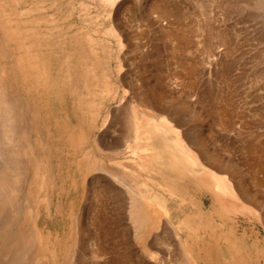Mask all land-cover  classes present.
I'll return each instance as SVG.
<instances>
[{
  "label": "rangeland",
  "instance_id": "1",
  "mask_svg": "<svg viewBox=\"0 0 264 264\" xmlns=\"http://www.w3.org/2000/svg\"><path fill=\"white\" fill-rule=\"evenodd\" d=\"M195 1L0 0V264H264V45L220 47ZM135 112L204 143L248 197L190 181L171 133L135 155ZM138 192L159 217L149 254Z\"/></svg>",
  "mask_w": 264,
  "mask_h": 264
},
{
  "label": "bare ground",
  "instance_id": "2",
  "mask_svg": "<svg viewBox=\"0 0 264 264\" xmlns=\"http://www.w3.org/2000/svg\"><path fill=\"white\" fill-rule=\"evenodd\" d=\"M116 1H118V0H107L106 3L112 6V5H115ZM195 2L198 6H201L200 0H196ZM210 2H211V7H212L211 11L212 12H211L210 21H208V27L211 29L212 35L216 39L217 45H219L220 47L222 46V47H225L226 49H228L227 46L231 42H234V41H236V42H241V41L247 42L248 40H251V41L254 40L255 43L257 42L258 44L264 45V0H210ZM203 3H205V2H203ZM105 6H107V5H105ZM220 22H223L227 28L231 27V23H236L237 28L233 29L232 30L233 32L230 35L228 34V32L220 33L216 28V25ZM244 52H246V51H244ZM257 56L264 58V49L259 50L257 52ZM5 97H6V95H5ZM150 100H151V103L154 106H157L161 112H163V113L167 114L169 117L173 118V116L171 115L172 113L170 114V111L168 110V108H166L163 105V101H164L163 97H160L159 95H155V93L152 92V93H150ZM155 111H157V110H155ZM132 118H133L132 121H133V125H134L133 126L134 127V131H133L134 133H132V134H134V137H133L134 139L132 137L131 138L133 140H135L134 143L136 144V149H134V151H133L135 155L143 156L145 154H148V152H151V151L153 153L154 150L151 149L152 147L147 148V146L144 143L148 139L149 131H151L153 134H156V135L162 134L164 136L167 134L169 135V133H171V134H173V138H170V140L167 141V143L165 142L167 144V146H165V147L170 152V154L172 155L174 161L177 163L176 164L177 169L182 168V166L186 168L185 175H187L189 177L190 181L191 180L197 181L199 183H202L203 185H205L208 188L216 189L218 191L227 192V193H229L230 191L234 192V190H236L240 194L241 197H244V196H245V198L248 197L247 193H246L247 192L246 187H244L245 185L242 183H235L234 182L233 178L235 175L232 172L233 170L227 166L228 164L223 163V161L219 157H217L215 154L209 153L207 151L204 143L196 141V140H192V139H187V141H186L184 138H182L180 136V132L176 128V126L172 125L169 122V118H167L163 115H157L155 118L158 120L157 121L158 123H156V122L151 123L150 120H148V119L146 120L144 117H142L141 113L137 114L136 112L134 113V117H132ZM129 121H131V120L129 119ZM130 123H129V125H130ZM175 123H176V120H175ZM127 133H129V132H127ZM138 156H137V158H138ZM147 158H146V160H147ZM213 169H214V171H213ZM215 170L218 173L215 172ZM125 182H126V180H125ZM129 189L130 188H128V190ZM130 191L133 192V189ZM134 193H132V194H134ZM116 194H117V197H119L121 195V192L116 191ZM232 195H234V194H232ZM135 197L137 198V201L136 200L132 201V204H133L132 217H133L134 226H135V234L137 236V239L140 241V245H141L143 251L149 254V253H152V248L153 247L155 248L156 245L153 246L155 239L153 241L150 239L151 242H149L150 240L148 241V239L150 238V237L148 238V234L152 230L157 229L158 223H159L158 222L159 217H157V219L153 218L151 221V219H150L151 216L149 217L150 210L147 208L146 202H145L142 194L140 192H138ZM28 209H30V208H28ZM29 211H31V210H29ZM26 212H27V210H26ZM29 215H30V213H29ZM156 215H157V212H156ZM26 221L28 222V225H30L29 219H26ZM21 225L23 226L25 224L22 223ZM12 229H13V227H12ZM10 230H11V228H10ZM158 230H159V227H158ZM10 233L7 232V233H4L2 235V239H1L2 240V250L4 251L5 254L8 252L11 253L13 250L14 251L17 250L16 253H18V252L22 253L23 242L27 238L26 231L21 229V231L18 230L17 234L12 235V233H11V235H10ZM34 236L35 235H33V238H34ZM157 241L154 244H157ZM162 242H164V240ZM113 260H114V258H113Z\"/></svg>",
  "mask_w": 264,
  "mask_h": 264
}]
</instances>
